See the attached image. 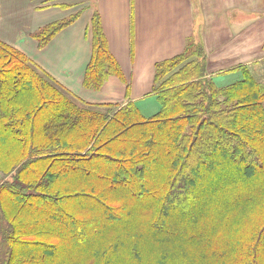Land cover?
<instances>
[{
    "label": "trees",
    "instance_id": "obj_1",
    "mask_svg": "<svg viewBox=\"0 0 264 264\" xmlns=\"http://www.w3.org/2000/svg\"><path fill=\"white\" fill-rule=\"evenodd\" d=\"M78 16L34 33L39 47ZM92 30L84 85L99 90L122 75L98 13ZM206 64L194 42L158 64L145 117L83 102L0 40V264H139L151 242L159 264H264V83L242 67L220 87ZM201 218L211 230L190 231Z\"/></svg>",
    "mask_w": 264,
    "mask_h": 264
},
{
    "label": "crops",
    "instance_id": "obj_2",
    "mask_svg": "<svg viewBox=\"0 0 264 264\" xmlns=\"http://www.w3.org/2000/svg\"><path fill=\"white\" fill-rule=\"evenodd\" d=\"M96 13L122 75L110 74L99 90L84 85ZM75 14L73 23L39 47L34 33ZM0 40L83 102H132L145 117L160 109L157 65L182 55L192 42L204 47L208 78L240 80L247 67L264 83V0H0ZM8 178L0 171V186Z\"/></svg>",
    "mask_w": 264,
    "mask_h": 264
},
{
    "label": "rangeland",
    "instance_id": "obj_3",
    "mask_svg": "<svg viewBox=\"0 0 264 264\" xmlns=\"http://www.w3.org/2000/svg\"><path fill=\"white\" fill-rule=\"evenodd\" d=\"M238 79H239V77L237 78L235 76H231V77H225V78H223V79H221L219 81H218V78H215V81H216V83L219 86H226V85H230V84L234 83ZM149 112H151V111H149ZM149 112H147V113L149 114ZM218 179H219V177H214L213 179H211V181L209 182V186L212 187V186L218 185ZM148 203H149V200L148 201H142L139 205H137L135 207V211H134L135 212V217L130 216L131 219L128 218L126 220H123V222H126L127 224L121 225V226L124 227V228H126V227H133L134 225L138 224L139 223V216L145 210L144 208L149 205ZM178 215L179 214H177L176 217H178ZM173 217H175V214H174ZM182 220H183V218H182ZM197 223H198V225L195 226V227H193V228H191L190 231L198 232L200 230H203L204 231L205 229L207 231H210L211 230L209 227H207V226H209L210 223H212L211 220H209V219L206 218L205 221H204L201 218ZM247 224H248L247 222L244 223V227ZM244 227H241V229H240V232H241L240 235L243 233ZM101 229H104V228H101ZM94 236L95 235L90 236V239L93 238ZM86 241H87V239H86ZM86 241H84V242H86ZM156 246H157V244L154 243V242H151L148 245V247L146 248V250H144L141 253V255L143 257V261H139V264H151V263H153V264H159L160 261L157 259V257L160 255V253L159 252L157 253V250H156L157 247Z\"/></svg>",
    "mask_w": 264,
    "mask_h": 264
}]
</instances>
